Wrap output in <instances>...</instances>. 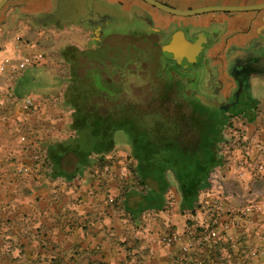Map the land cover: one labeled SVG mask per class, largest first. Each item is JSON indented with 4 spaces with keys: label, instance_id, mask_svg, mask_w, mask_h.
<instances>
[{
    "label": "crops",
    "instance_id": "1",
    "mask_svg": "<svg viewBox=\"0 0 264 264\" xmlns=\"http://www.w3.org/2000/svg\"><path fill=\"white\" fill-rule=\"evenodd\" d=\"M161 1L179 10L199 9L200 5L188 0ZM84 3L86 0L77 5L68 0H9L0 9V65L6 59L17 60L22 52L42 54L36 65L21 73H10L8 66L0 70V264H166L167 247L161 238L187 226H194L197 235L206 232L208 238L201 243L204 247L197 246L188 254L186 264H264V212L253 208L264 203V178L254 171L264 155L251 145L237 146L236 139L237 133L243 140L264 144V97L256 93L264 86V46H256L264 43V7L188 17L143 0H93V11L101 16L151 15L153 31H169L175 22L208 30L212 19L216 39L202 74L209 72L212 79L217 77L230 86L225 59L232 60L237 73L250 68V90L239 104L230 105L237 108L222 125L219 148L223 163L209 173V186L199 191L193 208L180 209L179 193L176 187L172 192L170 185L160 209L137 212L133 204L123 205L125 188L97 175L93 170L96 161L69 181L49 177L43 163L32 165L33 152L45 153L49 143L73 134L71 107L64 103L68 64L59 50L68 45H62L63 39L73 40L66 31H77L81 23L70 16L88 13ZM261 3L264 0H216L215 6ZM47 14L57 27L55 33L37 31V21L48 24L42 20ZM185 84L191 92V86ZM26 97L33 98V111L21 108ZM118 148L115 142L105 158L120 152ZM128 150L129 145L124 149L127 155ZM19 165L26 170L18 172ZM239 170L244 172L241 177ZM168 178L174 183L170 175ZM109 189L121 203L106 200ZM168 189L174 196L171 206L166 200ZM215 199H220L222 210L212 208ZM251 248L263 250L252 255Z\"/></svg>",
    "mask_w": 264,
    "mask_h": 264
},
{
    "label": "trees",
    "instance_id": "2",
    "mask_svg": "<svg viewBox=\"0 0 264 264\" xmlns=\"http://www.w3.org/2000/svg\"><path fill=\"white\" fill-rule=\"evenodd\" d=\"M59 55L68 64L64 103L73 109V134L47 145L43 165L48 176L69 181L93 162L101 164L115 147V132L122 130L134 161L131 175L139 186L125 189L123 205L133 204L137 212L160 209L170 175L179 193V208L192 209L199 191L209 186V173L223 163L219 148L222 117L200 114V104L190 95L183 96L188 90L176 70L170 75L177 80L160 83L156 88L159 99L147 102L144 110L135 101L119 99L110 74L116 68L130 74L140 72L142 68L132 52L123 55L105 52L102 45L88 50L66 45ZM152 74L144 77L151 79ZM171 93H182L188 112L178 110L179 104L169 99ZM169 101L174 102L175 111L156 109Z\"/></svg>",
    "mask_w": 264,
    "mask_h": 264
},
{
    "label": "rangeland",
    "instance_id": "3",
    "mask_svg": "<svg viewBox=\"0 0 264 264\" xmlns=\"http://www.w3.org/2000/svg\"><path fill=\"white\" fill-rule=\"evenodd\" d=\"M69 3L71 4H78L81 3V0H68ZM147 6H151L148 3H145ZM85 7H86V3H84ZM77 14H72L70 17L71 18H76L75 20L78 22H81V19L85 16L83 15H78ZM76 15V16H75ZM132 16V15H131ZM194 15H190L188 17H193ZM130 17V16H129ZM129 17L125 16V19H128ZM38 24L36 25L37 31H49V33H55L57 30L56 25L51 24V21H47V25H42L40 22L41 21H37ZM136 23V22H135ZM44 24V23H43ZM131 26V25H130ZM77 31H66L67 33L72 34L73 40L70 42H64L66 41L65 39H63L64 41L61 42L63 43L62 45H66L65 43H68V45H73L77 48H79L80 50H88L92 41H91V35H90V30L89 27L86 23L81 22L80 24H77L76 26ZM119 32H124V31H119ZM68 35V34H67ZM66 35V36H67ZM130 34H126V35H121V33H116L113 37L106 39V41H103V49L105 52H119L122 53L123 55H127L128 52H132L133 55L136 57V59L138 61H136L137 64H140V67L142 68L137 72H134V74H130L127 73L124 70H118L117 68L111 72L110 76L112 77L113 81L115 82V84H113L116 88L117 91H115V93L117 94V97L119 99H129L132 101L137 102V104H139V108L141 109H145V105L147 104V102H149L150 100H155V99H159V91L156 89L160 83H164V82H170L172 80H174L173 78H175V76L170 75V71L171 70H175L174 66L171 63H165L164 61H162L160 59V52L158 50V48H151V50H147L148 48H146L147 44L146 42H143L142 40L138 41L134 38H131L129 36ZM137 41V42H136ZM133 43H136L137 46L136 48H144V50H139L137 49L136 51L134 50V45H132ZM162 50V47H161ZM245 59V58H244ZM119 61H121V59H119ZM108 64V63H107ZM122 65V63L120 64V66ZM136 67V65H135ZM153 72V74H152ZM186 72H181L178 76V79H180V77H182L183 74H185ZM225 73H226V78L229 79L231 81V85L228 86L226 83H222L220 79H218L217 77L212 79H206L202 82V84L200 85H196L195 82H193V84H191L193 87L197 90V92H199L202 95H205L209 98H211V100L218 106L217 108L213 107V106H203L200 103H198V101L195 100L194 97L190 96V99L195 102L200 104L199 106V110H200V114L203 116H210V117H215V118H219L222 117V122L223 125L226 124L227 120H228V116L230 113H232L233 111H235V109L237 108V106H229L228 108H226L228 110V113L225 112V107H227L231 102H233L232 98L233 95L235 93V89H236V83L237 81L236 78L234 79L237 71L235 69L234 64L232 65V60H228L225 62ZM145 74H152L151 79L150 78H146L144 77ZM177 80V78H175ZM250 84H248L246 90L244 91V94H247L249 92V86ZM192 92V91H191ZM191 92L188 90V92H184V95H191ZM256 93L259 96H263L264 97V86H260L258 91H256ZM180 94L174 95V94H170L169 99H173L175 103L179 104V111L181 112H188V105L186 104V102L183 99V96ZM174 102H170L166 103V104H161L159 106H157L156 109H160L163 110L162 108L165 107L166 111H170L173 112L176 109L173 107V103ZM115 142L116 145L119 147L118 149H116V151H120L118 153H115L112 156V161L118 163V161H121V163H123L127 169V173L126 176L124 178H122L121 180H117L114 183H118V185L121 188H129V187H139L136 184V181L134 180V177H132L131 175V167L133 166V162L131 161V158L129 157V155L125 154L124 149L128 148V137L126 135V133L122 130H117L115 132ZM129 152V150H128ZM96 171L97 175H100V167L96 166L95 169H93ZM93 172V177L96 175V173ZM63 179V178H62ZM115 184V185H116ZM170 185L172 186V192L173 190H175V184L171 181ZM117 186V185H116ZM172 192L168 189L167 194H166V200L168 202V205L171 206V203L174 202V196L172 194ZM114 197V202L115 203H121L119 202V196H115L113 194ZM194 226L189 227L187 226V229L184 228L183 230H174L173 233L169 234L168 236L166 235L165 237L161 238L162 242H163V246L167 247L165 249H167L166 255H167V260H166V264H184L185 258L188 257V254L191 251H194L197 249V246H193L195 247V249H190L189 252L185 255L183 253L182 247L184 245V239L190 238L191 236L196 237V233H194ZM186 231H191L192 234L188 235ZM173 235H176L178 240L175 241H171L169 242L167 239L169 237H172ZM181 262V263H179Z\"/></svg>",
    "mask_w": 264,
    "mask_h": 264
},
{
    "label": "flooded vegetation",
    "instance_id": "4",
    "mask_svg": "<svg viewBox=\"0 0 264 264\" xmlns=\"http://www.w3.org/2000/svg\"><path fill=\"white\" fill-rule=\"evenodd\" d=\"M144 1V0H143ZM160 3H163L169 7L176 8L172 5H169L166 2H163L161 0H156ZM190 2H197L200 3L198 8L200 9L205 7H215L216 0H188ZM145 2V1H144ZM153 6V5H152ZM155 7V6H153ZM193 7H189L188 9H192ZM197 8V7H196ZM214 12V11H211ZM208 13V12H207ZM193 14V15H198ZM47 18L42 19L45 21H52V16L47 14ZM136 22V23H135ZM154 19L151 15L146 14L145 12H135L130 16L128 19H116L109 16H103L100 21H97L96 23L84 21L89 27V32L91 35V41L92 44L88 46L89 48H95L98 45H103V41H106V39H109L113 37L116 33H121V35L130 34L129 36L131 38H134L138 41L142 40L143 42H146V48L147 50H151V48H158L160 54V59L164 61L165 63H171L178 74L181 72H186L185 74L180 77L183 79L184 83H187L190 87V90L192 91V94L198 103H200L203 106H213L215 103L211 100V98L200 94L197 92L195 88H192L193 82L198 86L202 84V82L206 79H210V73L206 72L202 74V70L205 68V71L207 70L206 67L209 63L210 57H208L207 53L215 44L214 40L216 39L215 31H213V25L214 21L211 19L209 22L210 29H206V27H197L193 23H184V22H175L171 26L172 28L169 31H164L162 28L159 31H153L152 25H153ZM165 24V21L163 22ZM131 25V26H130ZM124 31V32H119ZM177 31H182L183 37L185 40H187V43L184 45L183 52L179 53L178 55H164L161 52V47L164 44H167L173 33ZM136 41V42H137ZM134 50H144V48H136L137 44L133 43ZM256 46H264V43H257ZM230 53L227 54V57ZM228 61V58L225 59L224 63ZM234 63L232 62V65ZM250 77V68L244 67L241 70L236 73L234 79L236 83V89L237 91L238 87L241 86V90L238 95L237 103L239 104L246 94H244V91L246 90L248 86V80ZM232 100H235V93L233 95ZM217 106V105H216Z\"/></svg>",
    "mask_w": 264,
    "mask_h": 264
},
{
    "label": "built area",
    "instance_id": "5",
    "mask_svg": "<svg viewBox=\"0 0 264 264\" xmlns=\"http://www.w3.org/2000/svg\"><path fill=\"white\" fill-rule=\"evenodd\" d=\"M20 42L21 39H20ZM23 43H21L20 45H22ZM42 59V54L41 53H37L35 51L30 52V53H24L22 52V54L18 57L17 60H4L2 62V64L0 65V70H4L5 66H8L9 72L10 73H21L23 70H25L27 67L32 66V65H36L39 60ZM34 100L32 97H26L23 101H22V105L21 108L25 111V112H29V111H33L34 110ZM71 110V113L73 112V109L69 108ZM243 135L242 134H237L236 133V139H237V146H246L248 144L252 146L253 149H255L258 153L263 154L264 155V144L260 143V142H255L252 143L250 142V138H246V140H243ZM26 137H23V140H25ZM245 139V138H244ZM45 159V153L44 152H33L32 156H31V160H32V165L33 166H38L41 165L43 163ZM105 160L101 163L98 164L97 166L100 167V177L101 178H106L108 179V181H117V180H121L122 178H124L126 176V173L128 172L125 165L123 163H121V161H118V163L112 161V157L110 158H104ZM246 162L248 161V157H246ZM26 170V167L24 165H19L17 171L21 172ZM254 171L256 174H258L259 176H261L262 178H264V157L263 159H259L256 163H255V167H254ZM243 171L239 170L237 172L238 176L241 177L243 175ZM111 187V185H110ZM109 185L107 186V189L110 188ZM106 196V200L109 203H113L114 202V197L113 194H111L110 189L105 193ZM253 207V206H252ZM212 208L214 210H222V206H221V201L220 199H215ZM256 211L259 212H264V203L262 202L261 205H257L253 207ZM246 211V210H245ZM243 211V212H245ZM242 212V214H243ZM238 222V221H237ZM236 222V223H237ZM188 235H191L192 232L191 231H186ZM208 238L207 233H200L199 235H197L196 237L191 236V240L189 239L188 242L184 243L182 250L183 253L186 255L188 253V251L195 245V246H200L202 241L206 240ZM169 242H173L175 240H178L176 235H173L172 237H169L167 239ZM263 249L259 250L262 252ZM258 249L256 248H251V254L252 255H256V253L259 252ZM264 251V250H263Z\"/></svg>",
    "mask_w": 264,
    "mask_h": 264
},
{
    "label": "water",
    "instance_id": "6",
    "mask_svg": "<svg viewBox=\"0 0 264 264\" xmlns=\"http://www.w3.org/2000/svg\"><path fill=\"white\" fill-rule=\"evenodd\" d=\"M9 0H0V9L8 2ZM148 2L149 4L155 6L156 8L163 10L168 13L176 14V15H193L197 13L207 12V11H215V10H224V11H234V10H247V9H260L264 7V3L256 4L252 6L247 7H205L200 9H194V10H179L172 7H169L163 3H160L156 0H144ZM93 0H86V7L88 9V13L81 19V22L88 21L92 23H96L97 21H100L102 16L98 13L93 11L92 8ZM187 43V40L183 37L182 31H177L173 33L170 41L167 44H164L162 46L161 52L164 55H178L179 53L183 52L184 45ZM184 44V45H183ZM241 90V86L238 87L237 91L235 92V100L231 102L226 108H228L230 105H233L237 102L239 92Z\"/></svg>",
    "mask_w": 264,
    "mask_h": 264
}]
</instances>
